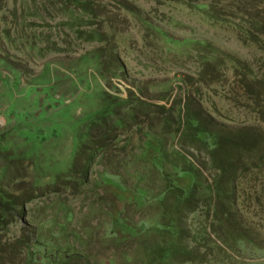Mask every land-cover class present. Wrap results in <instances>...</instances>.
I'll list each match as a JSON object with an SVG mask.
<instances>
[{
	"label": "rangeland",
	"instance_id": "obj_1",
	"mask_svg": "<svg viewBox=\"0 0 264 264\" xmlns=\"http://www.w3.org/2000/svg\"><path fill=\"white\" fill-rule=\"evenodd\" d=\"M83 1L95 12L0 0V133L17 160L0 177L37 198L0 234V264H140L182 157L220 189L233 179L236 201L181 215L180 259L264 264V0ZM187 115L244 148L219 169Z\"/></svg>",
	"mask_w": 264,
	"mask_h": 264
},
{
	"label": "trees",
	"instance_id": "obj_2",
	"mask_svg": "<svg viewBox=\"0 0 264 264\" xmlns=\"http://www.w3.org/2000/svg\"><path fill=\"white\" fill-rule=\"evenodd\" d=\"M70 6H75L85 14L95 12L94 7L83 0H67ZM94 10V11H93ZM168 123V122H166ZM184 129L187 128V134L190 141L196 144L198 148H204L212 157L214 164L220 169L226 162V148L232 147L235 149H242L244 145L239 138L224 137L221 134L207 130L200 117L187 115L184 122ZM6 133H0V160L4 157V162L7 164L0 165V176L4 170L10 169L12 164L10 162H17L13 158L10 151L3 149V143L5 142ZM156 143V140L150 141L149 145L152 147ZM152 148L163 155V163H166V158L162 152L160 145H155ZM98 151H102V147H97ZM158 167V165H155ZM170 167L174 172H167L163 169V177L167 185L161 193L162 198L159 199L161 204L165 207L163 210L164 223L158 226V233L153 234L154 239L152 242H147V239L140 241V246L146 253L144 259L140 264H175V263H192L193 260L186 259L181 260L182 256H186L190 244L187 243L189 238L186 235V231L181 228V215L190 210V214H197V209L193 207L198 203H204L205 207L210 209L214 206L212 203L215 196L223 199L224 204L233 206L235 204V185L232 179V191L220 189V184L223 180L222 177L213 180V184L205 177L200 167L193 164L189 157H182L180 160H176L170 163ZM7 173V172H6ZM6 176V175H5ZM15 180L9 177H0V234L10 230V227L15 226L24 216V207L26 204H30L37 200L36 191L31 190L20 195L17 192H13L12 188ZM144 192V191H143ZM147 199L143 195V200ZM142 202V201H141ZM170 204V207H167ZM199 231L197 234H201ZM38 233L35 240L23 239V247L29 250L30 243L42 242L38 239ZM199 247L204 243L198 241ZM43 252L46 250L43 249ZM67 254V253H66ZM68 255V254H67ZM182 261V262H181ZM54 264V263H53Z\"/></svg>",
	"mask_w": 264,
	"mask_h": 264
}]
</instances>
